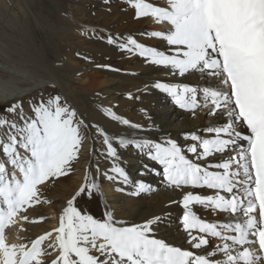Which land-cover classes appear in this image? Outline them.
<instances>
[{"label":"snow or ice","instance_id":"1","mask_svg":"<svg viewBox=\"0 0 264 264\" xmlns=\"http://www.w3.org/2000/svg\"><path fill=\"white\" fill-rule=\"evenodd\" d=\"M129 3L137 18L151 17L165 24V31L150 35L166 41L170 54L132 38L121 47L138 51L152 64L173 73L199 72L208 81L202 88L159 81L154 87L183 109L202 107L209 116L227 117L219 126L204 129L213 134L210 138L186 133L185 140L192 141L186 152L170 138L163 143L118 138L121 147L133 146L162 166L168 187L213 190V195L185 191L181 201L183 230L191 249L198 251L155 238L153 225L160 217L127 224L107 209L102 219L79 211L74 206L76 197L99 191L98 182L86 173L84 184L67 201L59 226L53 229L59 256L52 264H264V0H166V7L146 0ZM61 99L57 95L32 105L31 117H25L19 102L5 108L22 123L0 118V127L9 128L7 142L0 141L2 151L13 168L9 176L5 162H0V264H43L41 244L51 233L31 241L28 247L9 244L5 229L15 224L18 213L27 206L41 202L40 186L68 175L78 157L83 121L76 120L75 110ZM104 111L112 119L130 124L111 109ZM97 131L104 137L107 156L117 157L108 135L102 129ZM18 148L24 150L23 155ZM111 171L128 182L116 163ZM105 175L109 180L116 178ZM148 190L150 187L138 182L133 194ZM195 205L228 213L227 219L205 221L194 211Z\"/></svg>","mask_w":264,"mask_h":264},{"label":"bare ground","instance_id":"2","mask_svg":"<svg viewBox=\"0 0 264 264\" xmlns=\"http://www.w3.org/2000/svg\"><path fill=\"white\" fill-rule=\"evenodd\" d=\"M160 1L162 5L156 6L166 7L165 0ZM105 13L108 12L105 11ZM130 13H134L133 9L125 7L106 15L115 16L110 20L101 17L100 25L97 27L102 35L100 49L94 47L95 44L90 45L89 48V42L82 41L79 37L76 27L83 26L81 22L69 23L73 26L72 36L81 46L84 45L87 49L99 52L94 53L89 50V53L98 55L89 57L92 63L85 62V64L82 63L83 61H78L74 53L66 55L69 59L77 61L76 65H64L63 62L48 65L31 54H22L17 57L0 56V106L14 101L20 104L24 101L26 104V100H29L30 103V100L36 97V92H49L54 86L56 91L73 107L77 120L83 121L82 124L88 136L86 143L82 146V150L86 149L85 154L79 155L77 161H72L74 164L72 166L76 167V185H68L64 181L68 175L50 179L40 186L41 202L27 206L25 210L18 213L15 224L5 229L9 244H25L28 247L31 241L51 233L54 239L52 241L45 239L41 244L45 253L42 255L43 264H52V261L59 256V248L56 245L57 234L53 229L59 226V217L63 208L67 206V201L84 184L86 173L99 184V191L94 190V192L102 208L100 211L102 217L98 216L93 208L87 210L94 218L102 219L106 209L113 213L116 220H122L127 224H141L153 217H160V222L153 225L155 238L163 239L182 249L198 251L191 249L188 234L183 230L184 209L181 201L185 191L213 195V190L190 187L180 190L168 187L163 178L162 166L133 146L121 147L118 138L148 139L160 143L170 138L186 152L187 145L192 143L190 140H185L186 133L210 138L213 134L206 133L204 129L209 126H219L227 120V117L209 116L206 114L207 109L202 107L195 110L183 109L166 92L154 87V84L159 81L202 88L208 81L199 72L184 76L173 73L170 68L152 64L145 57H141L138 51H128L121 47V45H127L128 39L132 38L141 45L170 54L166 41L156 37L152 41L146 40V36L141 32V22L137 21L135 16L129 19L130 23L124 22ZM118 19L120 23L117 27L120 31H124V34H117L111 38L113 42L109 43L108 36L111 30L107 24L110 22L114 24ZM144 24L149 30H166L165 24H158L151 17H145ZM128 47L133 46L128 45ZM0 53L5 54L1 48ZM4 58H7L8 62ZM17 62L16 66L11 65ZM29 94L33 95L28 97ZM199 100L202 104V94ZM105 109H111L118 117L127 119L130 124L124 125L112 119L105 114ZM33 115L31 111L30 116ZM131 125L141 127L133 128ZM97 129H102L111 139L117 150V157L107 156V146L103 143L104 137L98 133ZM21 152L23 155L24 150ZM186 154L194 159L190 153ZM113 163L123 168L128 176L127 183L111 171ZM7 165L10 166V164ZM105 173L116 178L109 180ZM138 182H143L151 190L133 194L137 190ZM85 210L81 208L82 213H85ZM194 211L208 222H224L228 216V213L213 212L201 205H195ZM193 234L198 233L194 231ZM216 243L217 241L213 239V246ZM49 244H52L53 248H49ZM55 248H57L56 252L52 254Z\"/></svg>","mask_w":264,"mask_h":264},{"label":"rangeland","instance_id":"3","mask_svg":"<svg viewBox=\"0 0 264 264\" xmlns=\"http://www.w3.org/2000/svg\"><path fill=\"white\" fill-rule=\"evenodd\" d=\"M146 2L153 5H162V1L160 0H146ZM125 7H131L129 0H0V48L2 52L5 53H0V56L10 55L11 57H17L22 54H31L48 65L57 62H63L64 65H76L77 61L68 58L69 55L74 53L78 61H83L82 63H92V59L89 57H96L98 55L89 53V50L94 53L99 52L87 49L84 45L81 46L80 43L72 36L71 31L73 30V26L69 23L71 21L81 22L83 26H80L81 28L76 27L78 30L75 28V31L77 30L79 32V37L82 38V41L86 40L89 42L88 47L95 44L96 46L94 47L100 49L102 35L101 32L97 30V27L100 25L99 20H101V17H104L105 20H110L115 16L106 15ZM131 8L134 13H130L126 16L124 20L126 24L130 23L129 19L131 17H136L135 9L133 7ZM105 11L108 13H105ZM136 19L141 22V32L146 36V40L152 41L154 37H152L150 33L154 30L146 28L147 25L144 24L145 17H136ZM118 23H120L119 19L114 24L113 22L107 24L111 30L108 37L114 38L117 34H124V31H120V28L117 27ZM117 44H119V42ZM35 49H37V51ZM4 59L8 62L7 58ZM11 65L16 66L18 65V62L15 65ZM76 79L78 81L80 80V78ZM56 90L57 89L53 86L49 92L44 90H42L44 92H36L35 96L38 98L34 97L36 99L33 98L32 101L30 100V103L29 100H26V104H24L23 101V104L20 105H22V109L24 108L23 113L25 117H27V115L28 117H31V105L38 104L41 100L47 101L50 97L57 95L62 98V104L66 103L71 109H73L70 103L67 102L65 98ZM32 95L33 94H29L28 97H31ZM12 103L15 104L17 101ZM12 103L0 106V118L7 119L9 121L15 120L17 123H22L18 115L5 112V108L10 107ZM20 110L21 109L18 108L17 113H19ZM0 129H2L0 131V141L7 142L6 140L9 128L5 126L0 127ZM80 134L82 136V145L78 156L85 154L86 151V149L82 150V146L86 143L88 138L83 124H80ZM22 150L23 149L18 148L20 153H22ZM77 160L78 157L73 160V162ZM6 161L7 157L4 156L2 143H0V162H5L6 171L10 176L13 172V168L11 164L8 166ZM72 163L71 170L64 180L68 185H76L77 183L76 167L72 166L74 165ZM7 166L10 169L7 168ZM92 192V195L90 194L91 196L87 191L82 192L81 195L76 198L74 206L79 211H81V208L86 209L85 213L89 215L90 213L87 210L89 208H93L94 211L98 213V216L102 217V213H100L102 209L101 205L95 197V192ZM46 239L52 241L54 238L52 235H49ZM56 249L57 248L53 250L52 254H55ZM94 254L97 255V253ZM40 259L44 261L42 256Z\"/></svg>","mask_w":264,"mask_h":264}]
</instances>
